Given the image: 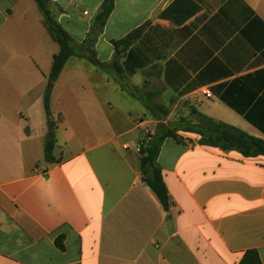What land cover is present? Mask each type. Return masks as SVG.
<instances>
[{"label": "crops", "instance_id": "1", "mask_svg": "<svg viewBox=\"0 0 264 264\" xmlns=\"http://www.w3.org/2000/svg\"><path fill=\"white\" fill-rule=\"evenodd\" d=\"M104 1L47 7L80 44ZM139 28L120 73L112 42ZM94 49L104 70L70 58L52 88L46 161L59 46L34 0H0V264H239L249 250L264 264V155L176 131L157 158L165 210L135 150L192 110L264 142V0H114Z\"/></svg>", "mask_w": 264, "mask_h": 264}, {"label": "trees", "instance_id": "2", "mask_svg": "<svg viewBox=\"0 0 264 264\" xmlns=\"http://www.w3.org/2000/svg\"><path fill=\"white\" fill-rule=\"evenodd\" d=\"M43 16V22L49 36L58 44L59 51L53 56L50 73L47 77L49 86L44 95V109L48 121H52L50 98L51 91L57 79L70 58L77 57L87 60L93 66L105 69V65L97 59L94 45L96 42V33L101 32L108 20L114 6V0H105L99 13L94 20V27L83 43H77L70 34L55 20L47 7L49 0H34ZM143 32L139 28L121 40L113 41L115 55L112 66L115 70L122 72L119 64V58L125 55L131 44L136 42ZM131 95H135V89L129 86H123ZM167 116L168 111H163ZM197 116V121L192 119H183V124L172 126L171 129L159 125L152 136L150 142L145 145L140 153V172L151 191L155 194L163 209L168 210L171 206V200L157 158L161 145L165 138L173 137L180 139L175 134L180 130L183 132L196 133L201 136L200 143L208 146L220 147L223 150L236 149L246 156L264 155V142L251 138L234 127L218 123L213 119L190 111V116ZM55 139H46L44 146V157L46 161L51 162L54 159L53 150ZM62 239L57 240L59 248L63 249ZM239 264H262L259 254L256 250L247 251Z\"/></svg>", "mask_w": 264, "mask_h": 264}, {"label": "built area", "instance_id": "3", "mask_svg": "<svg viewBox=\"0 0 264 264\" xmlns=\"http://www.w3.org/2000/svg\"><path fill=\"white\" fill-rule=\"evenodd\" d=\"M202 95L203 96H205V97H207V98H210L211 96H212V93H211V91H210V89H204L203 91H202ZM152 139V133H150L149 131H146V138L144 139V141H142L140 144H138L137 145V147H136V152L137 153H141V150H142V148L145 146V145H147L149 142H150V140ZM126 150H128L129 149V147L126 145L125 147H124Z\"/></svg>", "mask_w": 264, "mask_h": 264}, {"label": "rangeland", "instance_id": "4", "mask_svg": "<svg viewBox=\"0 0 264 264\" xmlns=\"http://www.w3.org/2000/svg\"><path fill=\"white\" fill-rule=\"evenodd\" d=\"M81 80H83V79H82V76L79 74V75L77 76V78H76V81H75V80L73 81V84H74L75 86H77V88H80L79 86H80ZM41 114H42V117H43L45 120H47V122H46V130H47L46 134H47V135H48L49 133L54 134V133H53V130H54V129L51 130V131L48 133V131H49L48 123H49V122H54L53 119L56 120V118H55V117H51V118H52V121H48L47 116H46V112H45V109H44V108H42ZM51 116H52V115H51ZM45 136H46V135H45ZM45 141H46V137H45ZM58 149H59V148H57L56 153H58Z\"/></svg>", "mask_w": 264, "mask_h": 264}, {"label": "water", "instance_id": "5", "mask_svg": "<svg viewBox=\"0 0 264 264\" xmlns=\"http://www.w3.org/2000/svg\"><path fill=\"white\" fill-rule=\"evenodd\" d=\"M54 125H55L54 122H49V123H48V127H49V129L52 130L53 127H54ZM47 137H48V138H52V137H53V134H52V133H49V134L47 135Z\"/></svg>", "mask_w": 264, "mask_h": 264}]
</instances>
